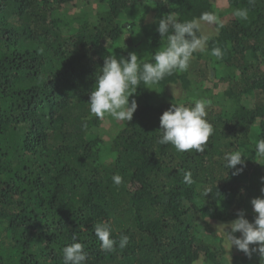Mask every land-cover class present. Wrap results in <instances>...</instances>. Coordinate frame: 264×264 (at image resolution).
Segmentation results:
<instances>
[{"label":"trees","instance_id":"16d2710c","mask_svg":"<svg viewBox=\"0 0 264 264\" xmlns=\"http://www.w3.org/2000/svg\"><path fill=\"white\" fill-rule=\"evenodd\" d=\"M73 1L0 0V264H63L62 249L74 242L84 245L86 264H264L256 253L228 261L198 223L233 220L262 195L264 0H227L232 18L191 60L201 67L150 89L141 84L130 99L138 104L133 119H113L107 138L87 104L104 57L135 52L154 62L167 44L159 19L214 11L210 0H81L77 9ZM237 9H248V19L234 16ZM171 85L185 95L168 93ZM199 99L210 102L214 129L206 150L161 145L163 112ZM235 151L246 158L237 176L224 159ZM189 171L191 185L183 180ZM101 222L111 226L113 251L94 234Z\"/></svg>","mask_w":264,"mask_h":264},{"label":"clouds","instance_id":"9594fccd","mask_svg":"<svg viewBox=\"0 0 264 264\" xmlns=\"http://www.w3.org/2000/svg\"><path fill=\"white\" fill-rule=\"evenodd\" d=\"M233 14L241 20L248 19V9H237ZM203 24L223 26L215 14L207 12L202 13L198 18L183 22L173 15L159 19L157 31L161 38H166L167 44L163 50L156 51L153 55L154 62L141 63L135 52H129L127 58L123 56L117 58L116 55L105 56L103 67L96 76L94 89L87 103L90 113L99 120H104L107 115L116 121L130 122L138 104L136 99L130 101L129 97L137 92L141 84L150 89L158 85L166 76L187 71L194 53L207 50L209 36L203 34ZM211 54L217 59L223 57L219 47H214ZM172 90L175 96L176 92ZM209 103L205 99H199L191 107L172 104L160 116L161 136L158 142L161 145L170 144L180 153L190 150L203 153L209 137L214 132L212 124L206 119ZM256 153L264 158V139L257 142ZM224 159L228 170L234 169L233 176L242 174L246 167V158L241 152L226 153ZM238 165L240 167H237ZM112 180L117 186L123 182V178L118 174L114 175ZM183 180L188 185L194 183L190 171L185 172ZM260 180L264 185V176ZM260 191L262 195L250 201L255 213L251 222L246 218L245 212L240 210L236 219L216 227L223 233L225 245L229 250L235 247L249 258L256 253L264 259V186ZM208 193L209 190L206 189L204 194ZM236 233L240 235L237 236ZM94 234L100 241V248L103 251H113L117 246V241L110 238L112 229L109 223L96 224ZM73 240H76L75 236ZM128 242L129 237L122 234L118 246L124 248ZM62 252L63 264H86L88 253L82 243L74 242L64 247Z\"/></svg>","mask_w":264,"mask_h":264},{"label":"rangeland","instance_id":"374dc122","mask_svg":"<svg viewBox=\"0 0 264 264\" xmlns=\"http://www.w3.org/2000/svg\"><path fill=\"white\" fill-rule=\"evenodd\" d=\"M80 1L81 0H74L73 1L75 3V5H77V7L75 9L78 8V4L80 6L84 2V0H82V3H80ZM210 1L212 3V8L214 11L213 14H215L218 17V20L220 23H226L232 18V14L229 10L227 0H210ZM89 5H91L90 7H92L94 9V7H95L94 3H90ZM146 22H148V19L146 20ZM218 31H219L218 25H216V24H211V25L203 24L202 25V32H203V34H205L207 36L216 35L218 33ZM197 63L200 64V62H197ZM194 66H195V68L201 67V66H197V64L196 65H190V69H192ZM195 68H194V70H195ZM172 89H174L176 92L175 96L173 95ZM220 89H222L221 86H217L216 88L214 87V92H216L217 90H220ZM167 92L176 98H180V97L185 95L183 92V89H181L178 85L177 86L176 85L168 86ZM131 98H132V96L129 97V100ZM113 119L114 118H112L111 116L106 115L105 119L102 120V123L100 124V127H99V132L102 135V137L107 138V136L110 132L111 126H112ZM244 212H245L246 218L251 222L252 221V215L254 213L253 209L252 210H245ZM231 221L232 220L223 221V220H218V219H214L211 217L201 218L198 220V223H200L202 226V231H203V234L205 235L207 241L211 244H215L218 241L217 244L220 247H223L225 249L226 258L228 259V261L233 260L237 256H241L243 254V252L238 251L235 247H233L231 250H229V248L225 245L223 233L221 231L217 230L216 226H218L222 223L227 224ZM235 235L239 236L240 234L236 233ZM214 236L217 238L215 239ZM194 264H201V261L200 260L196 261Z\"/></svg>","mask_w":264,"mask_h":264}]
</instances>
